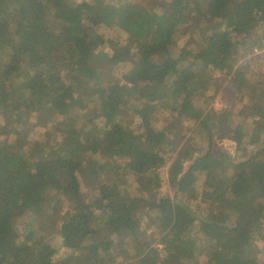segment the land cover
Returning a JSON list of instances; mask_svg holds the SVG:
<instances>
[{
    "label": "trees",
    "instance_id": "16d2710c",
    "mask_svg": "<svg viewBox=\"0 0 264 264\" xmlns=\"http://www.w3.org/2000/svg\"><path fill=\"white\" fill-rule=\"evenodd\" d=\"M100 26L126 44L105 51ZM260 29L246 47L264 46V0H0V264H264V82L237 66ZM214 74L247 100L203 109ZM64 202L55 245L43 216Z\"/></svg>",
    "mask_w": 264,
    "mask_h": 264
},
{
    "label": "rangeland",
    "instance_id": "374dc122",
    "mask_svg": "<svg viewBox=\"0 0 264 264\" xmlns=\"http://www.w3.org/2000/svg\"><path fill=\"white\" fill-rule=\"evenodd\" d=\"M72 2L80 1V0H71ZM132 1H141V0H132ZM99 32L104 35L106 39V44L104 46V50L108 53H112L117 47L121 45H125L127 42V34H125L123 31H120L117 28H109L105 26L99 27ZM262 35V30H258L253 35L249 36L248 41L241 47L240 50V56L238 61V67H242L243 70L246 72L247 76L252 79L253 82L256 81H263L264 82V46L260 48L259 51H255L256 48H248L246 45H248L253 39L260 38ZM188 41V42H187ZM193 38H182L180 41V45L183 46L186 43L190 44L193 42ZM262 41V40H261ZM101 48V47H99ZM247 49V50H246ZM247 51V53H246ZM245 53V54H244ZM125 68L117 67L114 69L115 75L117 77H122L124 74ZM208 86L210 87L205 95L198 99L199 105L203 109H210V108H216V109H222V108H229L231 106L237 107L240 105L241 102L247 100V93L243 94H237V92L231 88L228 78H226L223 75L220 74H214V78L211 82H209ZM247 94V95H246ZM126 110H131L129 104L126 106ZM159 117H161V120L164 123V119L167 117L166 113H162ZM32 121L36 123L37 117L36 115L32 116ZM129 119H132V115H129ZM133 126H137V118H133ZM178 123V122H177ZM193 123H191L192 125ZM187 126V125H186ZM177 131L175 141L178 143V147L180 144L185 143L189 136L190 131L187 127H184L180 123L177 124L176 127ZM52 130V129H51ZM50 131L49 125H47L44 118L42 119L41 123L36 124L35 128L26 136L25 142L28 143L34 142L36 144L35 151L40 152L43 150L41 141L45 139L46 133ZM49 137V133L47 134ZM175 142L174 149L168 150L166 155L172 156L174 152L178 150L176 149L177 143ZM214 151L216 154L221 155L224 153H230L234 154L236 152V144L231 139H226L224 141H216L214 143ZM165 171V170H164ZM163 171V173H164ZM232 175V171H231ZM119 176V174H113L112 178H116ZM125 183L128 185L131 193H135V191H138V186H140V182L135 178L134 175L127 174L124 176ZM82 191L84 194L87 195V199L94 196V190L93 186L89 183H83L82 182ZM163 191H170L168 186L166 184L162 187ZM49 197H53V193L49 194ZM205 205V204H204ZM204 205H200L199 207L202 210H205L206 208ZM47 207V204L43 206V211H45ZM49 214L44 215L43 217H48V228L46 229L47 237L51 242H55V245H58L60 243V235H59V228L61 223L65 221L68 217L69 208L68 204L66 202L62 203L61 208L59 210V214L56 216H52L51 212L48 211ZM41 216V215H40ZM39 216V217H40ZM38 221H41V218H38ZM37 221V222H38ZM150 220H144V225L149 228V235L150 239L153 241L156 240L159 236L160 230L156 227V225L151 224ZM39 225V223H38ZM110 239V237L107 235V233L104 230H100L97 232V235L94 237L95 241H101ZM259 247L261 250H264V243L262 240L258 241ZM113 251L117 253L120 257V260L126 259V255L124 256L123 249H121L120 245L118 243H115L113 245Z\"/></svg>",
    "mask_w": 264,
    "mask_h": 264
},
{
    "label": "built area",
    "instance_id": "2783aa9c",
    "mask_svg": "<svg viewBox=\"0 0 264 264\" xmlns=\"http://www.w3.org/2000/svg\"><path fill=\"white\" fill-rule=\"evenodd\" d=\"M255 51H258V49H255Z\"/></svg>",
    "mask_w": 264,
    "mask_h": 264
}]
</instances>
